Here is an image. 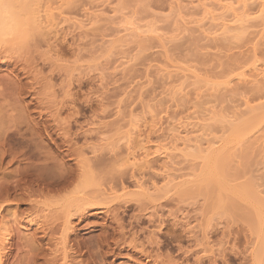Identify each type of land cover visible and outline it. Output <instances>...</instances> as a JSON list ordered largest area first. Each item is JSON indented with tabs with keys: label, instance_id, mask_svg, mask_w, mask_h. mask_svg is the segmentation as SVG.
Returning <instances> with one entry per match:
<instances>
[{
	"label": "rangeland",
	"instance_id": "rangeland-1",
	"mask_svg": "<svg viewBox=\"0 0 264 264\" xmlns=\"http://www.w3.org/2000/svg\"><path fill=\"white\" fill-rule=\"evenodd\" d=\"M11 2L22 7L13 11L18 18L32 10V22L22 25L19 35L15 32L9 34L11 38L0 39L4 58L0 60V101L6 98L8 104L0 112L11 121L5 142L8 156L0 164V232L5 228L12 235L3 263L22 264L27 258L34 260L32 264L43 263L39 259L43 253H28L26 241L32 240L33 233L26 225L27 215L43 221L46 217L48 222L61 210L62 199L83 193L109 194L112 189L111 193L124 195V200L147 193L149 198H142L144 214L149 213L148 217L153 212L156 217L151 223L141 218L140 228L145 231L139 238L145 241L150 232L157 233L159 219L166 221L167 229L156 234L161 251L154 249L152 254L158 253L169 264H196L197 259L201 264H264V239L259 230L245 223L239 213H232L235 210L222 208L227 198L218 187L212 195L222 197L221 208L216 197L208 199L200 193L197 183L203 176L198 168L203 158L191 157L194 149L170 148L173 128L187 117L188 122L204 119L207 126L203 123L202 138L223 148L222 143L234 139L233 127L260 115L258 110L264 106V25L260 19L253 16V22L246 23L242 38H225L221 32L212 34L218 18L227 15L213 0L203 1L204 5L196 0H0L5 6ZM251 61L259 67L256 74L260 77L252 76ZM263 135L264 125L243 146H236L225 177L216 174L213 178L222 179L229 188L247 183L249 190L264 199ZM204 147L203 143L200 156L207 157ZM130 153L141 158L149 154L141 176L131 169L135 162ZM99 157L105 174L115 177L104 174L106 179H99V172L90 174L85 169L82 182V162ZM60 164L72 173L71 183L49 194L43 189L47 182L42 181L57 182L62 174ZM230 170L236 175L227 177ZM29 194L35 196L31 200L39 201L37 205H30ZM130 201L124 203L132 206L124 216L125 224L137 213ZM237 201L241 211L247 209L245 202ZM124 204L119 201L109 206L122 210ZM94 215L88 222L100 224L104 214ZM81 226L83 240L91 239V234L94 240L99 234L94 230L100 226ZM50 243L43 244L46 249L42 245L45 253L55 249ZM126 248L115 254L109 251L98 264H137L134 260L139 255ZM140 261L148 263L142 257Z\"/></svg>",
	"mask_w": 264,
	"mask_h": 264
},
{
	"label": "bare ground",
	"instance_id": "bare-ground-1",
	"mask_svg": "<svg viewBox=\"0 0 264 264\" xmlns=\"http://www.w3.org/2000/svg\"><path fill=\"white\" fill-rule=\"evenodd\" d=\"M9 1H11V0H9ZM12 1H18V0H12ZM19 1H35V0H19ZM196 1L199 4L204 5V4H206L205 2L207 0H196ZM203 1H205V2L203 3ZM208 1H210V0H208ZM213 1L217 2V6L219 5L221 7V10L224 9L222 11H224V12L226 11L227 15H221L218 18V22H216V24H214V30H213L212 34H215L216 32H218V33L221 32L223 37L225 35V38H227L229 36L231 38H238L244 33L245 30H247V24L246 23H248V21L250 23V20L253 22V20H254L253 16H254V18L260 19V22H262V24L264 25V0H213ZM223 1H225L226 3L223 4L224 3ZM252 4H254V5H252ZM251 5L253 7H250ZM11 6L13 7V9L11 8ZM220 7L218 8L219 10H220ZM20 9H22V7L21 6H17L16 3H12L11 2V3L7 4L6 6L4 5V3H2V4L0 3V39L5 37V36H6V39H8L7 35L9 36V34H12L14 36L15 32H16V34H18L21 31V26L22 25H23V27L24 26H29L28 24L30 23V21L32 22V20L29 19V16H32V14H31L32 10L28 11L25 14V16H26V17H24L25 19L20 17L21 18V20H20V18H18V16L16 14H14L15 11H18ZM11 10H12V12H11ZM9 11H10V13H9ZM209 11L211 12V10H209ZM25 23H26V25H25ZM38 26H40V25H38ZM249 26L250 25H248V27ZM30 28H32V27H30ZM77 28H79V27L77 26ZM21 33H22V31H21ZM243 35L241 36V38L243 37ZM13 36H11V37H13ZM171 37H173V36H171ZM123 40H124V38H123ZM139 41H141V40H139ZM1 59H4V58H1V56H0V60ZM248 64H250L251 71L253 72V73L251 72L253 74V75L252 74L251 75L253 77L259 76V74H256L257 69H259V67L256 69L255 61H253V62L251 61V63H248ZM119 65L121 66V64H119ZM244 69H245V67H244ZM259 72H257V73H259ZM240 75L242 76L243 74H240ZM241 76H240V78H241ZM243 76H246V75H243ZM248 76L249 75H247V77ZM182 77H183V75H182ZM263 77H264V75H263ZM242 79H244L245 81L249 82L248 78L245 79L244 77H242ZM181 89H183V88H180V90ZM182 91H181V93H182ZM6 106H8L7 99L6 98H2L1 101H0V109L6 110L4 108ZM259 111H260V115H258ZM1 112H2V110H1ZM258 112L252 114V115H256L258 113L257 114L258 117L252 116V118H250V119L248 118L249 120H246L245 122H242L241 124L238 123L239 125L233 127L232 131L234 132L233 133V138L234 139H231L232 138L231 137L229 140L225 141V143H222L223 144V148H219L218 146L215 147L214 146L215 144L213 142L202 138L204 136L203 132H201V131L204 130L203 129V126L205 124L204 123L205 122L204 119L203 120L202 119L199 120L198 118H196L199 121L193 119L195 122H191V121L188 122V120H187L188 117H187V119L185 121L182 120L183 122H181V120H180L181 123H179L176 127L173 128L172 135H171L172 136V140H171V147L170 148L177 149V148H179L178 146H180L181 149H183V150H185V149H194L196 152L195 153L193 152L194 155L190 154V155H192L191 157H195L194 159H197V157H198L200 160H202V158H203V160H204L203 161L204 164H203L202 161H201L202 164L200 163L202 165L201 166L202 168L200 167L201 169L198 168V167H195V165H197L198 163L193 166V167H195V171L199 169L198 172L200 174H202V176H203V178L198 180V183H197L198 184V188L200 190V193L204 194V196H206L208 199H210L212 197H214V198L216 197L217 200L216 199L215 200H216V202L218 201L217 202L218 203L217 207L218 206L220 207V206H222V197H220L219 195H212L213 194V188L215 186L218 187L219 190H221V192H223L222 194L223 195L225 194L226 198H227V199L225 198L227 200V202L226 201H225L226 203L224 202L225 203L224 204L225 207L222 206V208L228 209V211L229 210H231V211L232 210H235V211L238 210L239 211V209H240L239 212L232 211V213H234V214L236 213V215H238V216L240 214V217L246 221V222L245 221L244 222L251 224L252 227L256 230V232L259 230L260 238L264 239V229L262 227L264 225V199H263V197H261L260 193L256 192V191L249 190L250 189L249 188V184H247V183H246V185H244L242 183L243 185L241 184L240 186L238 184L239 187L235 186V187L229 188L226 184L223 183L224 181L222 179H220V178L219 179H214L213 178V176L216 175V174H217V176H221V175L224 176L226 169L228 170V168H227L228 165H231V164H228L227 162L229 161V163H230L231 159H233V157L235 156V152H236V149H237L236 146H238L239 144H242L245 140H247L249 138V136L251 134L256 133L259 130H261V127L264 125V124L262 125V123L264 122V106H261L259 108ZM5 114L6 113H3V115L0 116V164L8 156V154L5 151V144H6L5 142L7 141L6 139L8 138L7 137L8 136V132H9V126L8 125H9V123L11 121H9V119L6 118ZM18 122L21 123V121H19V120H18ZM206 126L207 125L205 124L204 127H206ZM230 135H232V134H230ZM261 140H262L261 143L264 144V137ZM221 142H224V141H221ZM203 143H204V146H205L204 147L205 148L204 151H206L205 154L207 153L206 154L207 157L205 155H203L204 157L202 155L200 156L201 153L204 154L203 152H201V150H202L201 147L203 146ZM169 146H170V144H169ZM242 146H243V144H242ZM217 148L219 150H217ZM141 149H144V148H141ZM167 149L164 148L165 151ZM158 150H159V148H158ZM222 150H224V151H222ZM165 151H164V153H165ZM169 151H171V149ZM198 152H200V153H198ZM248 153H250V152H248ZM130 154H132V153H130ZM132 156H133V160H134V161L133 160L132 161L135 162V163H132L130 165L131 169L133 171L138 170L139 171L138 174H140V176H141L142 173H143L142 170H144V173H145V169L148 167L149 160L147 159V157L149 156V154H146L143 158L137 156V154H136V156L134 154H132L131 157ZM137 157H139L141 159H139V158L137 159ZM200 157H202V158H200ZM138 160L140 161L139 164L136 163ZM125 162H124V164H127L128 159H126ZM102 166H103V160H100V157H99V159L97 161H94V162L83 161L81 166H80V168H79L80 169L79 177L83 178L82 182L85 181V178L83 176L84 173L86 172L85 169L88 172H90V174L94 170L99 172V176H100L99 179L105 178V176H104V174H105L104 171L105 170L102 168ZM165 167H166V165H165ZM58 168L61 170L62 174H65V175H62L60 173L61 174L60 177L57 176V179H56L57 182H53L55 184H53L51 182V180L48 183V180L44 181L43 179H41V181L43 180L42 181L43 183L47 182L46 184H48V186H44L43 189H47L48 192L52 191L54 188H56L55 191H57V193L59 191L61 192V191L65 190V188H67V186L70 185V183H71V179H72V176H73L72 173L69 172L68 170H64L63 164L58 165ZM196 168H198V169H196ZM231 170H230V173L228 171V174H230V175H227V177H231V174L236 175L235 171L234 172L232 171V173H231ZM95 171H94V173H95ZM136 173H137V171H136ZM136 173H135V175H136ZM112 174H110L108 172L105 175H108L111 178L115 177V174L113 176H112ZM133 174H134V172H133ZM133 174L130 175V176H133ZM46 175H48V174H46ZM121 175L122 174H118V175L116 174V176H119V177H121ZM90 177H91V175H90ZM77 179H79V178L77 177ZM224 179H226V178H224ZM81 185H80V187H81ZM137 187L141 188L142 184H137ZM111 190L112 189H110L109 194H103V193H105V191L104 192L102 191V193L97 194L95 192L96 195L95 194L94 195H90L89 194L91 192L90 191L88 193L89 195H86V194L83 195L84 194L83 193L82 196L76 197L74 199H62L61 198L62 201L59 203L60 206H61V210L58 212L56 217H52L51 218L52 220H49L48 222L46 221V219H47L46 217H45V221H43V220H39L37 217H35V218L31 217V214L29 216L27 215L26 216V222H27L26 225L30 227V230L32 229V233H33V234L31 233L33 237L32 236L30 237V239L32 238V240H29V238H28L27 241H26L27 242L26 244L28 245V246L26 245V247L29 248L28 249V253L38 252L37 255L38 254L41 255L43 253L44 255L39 258V259H42V261H43L42 264H98L99 260L101 261V260H105L106 259V256L109 255L108 254L109 251H111L112 254L115 251H118L117 253H120L121 250L125 249L126 247H130L139 255L137 260H134L137 264H148V263H152V264H169L170 262L169 261H164L163 260L164 257L162 258L161 255H159L158 253H155V255L152 254L154 252V249H155L156 252L161 251V248H162V246L160 245L161 241L159 242L157 240L156 234H160V235L162 234L163 228H166V226H164L165 225L164 223H166V221L163 222L162 218L159 219V221H158V224H159L158 227L159 228L158 229L156 228L158 230L157 233L150 232L148 234V236L146 237L147 239L144 237L146 239L145 241H142L139 238L140 237V233L144 234V231H145L144 228H140L141 223L143 221L142 219H144L142 217L146 218L147 215L149 214V213L144 214L146 212L143 209V206H144L143 204L144 203L142 202L144 197L149 198L147 193H144V192L139 193L138 192V194L136 193V194H133L132 196L131 195L128 196V197H130V199L126 198L124 200V195L123 196H117L116 194L111 193ZM95 191H97V190H95ZM50 193L51 192H49V194ZM110 193H111V195H110ZM222 194H220V195H222ZM41 195H43V193H41ZM33 196L34 195H30V194L27 196L28 202L30 203L31 206L37 205L39 203V201H37V200H31V199H33L32 198ZM36 197H38V196L36 195ZM223 198H224V196H223ZM235 199H238V201H237L238 203H240L239 202L240 200L245 202L247 204V209L246 208L245 209L242 208V211H241V208H239L240 206L235 204ZM130 200H133V201H130ZM155 200H157V199H155ZM119 201L120 202L122 201L123 204L124 203L127 204V202L129 203V201L133 202V203H135L134 205L137 208V210L134 208L137 213L136 214H132V216L129 217V218L132 219V221H129L126 224H125L126 221L124 220V216H126L127 212L130 211L132 206L131 205L130 206H126L124 204L125 207H123L122 210L119 208V206L118 207H114V208L109 206V205H113L116 202L118 203ZM151 201H153V200L151 199ZM223 201H224V199H223ZM120 206H121V203H120ZM91 209L92 210L95 209L96 210L95 213L89 214V210H91ZM119 209L121 211H118ZM145 209H146V207H145ZM94 214H96V215L97 214H100V215L104 214V218H102V222L104 220V223L101 222L99 224V223L96 222L97 224H95V223H92L91 221L88 222L90 217L95 216ZM155 215L156 214H153V212H152L151 215L148 216L149 219L147 217L146 218L147 220H145V221H149L150 222V220L153 219V217ZM161 215H158V217H161ZM29 217H31V218H29ZM127 217H128V215H127ZM163 218H165V217H163ZM154 219H156V218H154ZM75 220L77 222H74ZM81 224L83 225V226H81L82 228L84 227V225H86L88 227L90 226L89 229H91V227H95L96 228V227L100 226L99 229L96 228L94 230V231H98L99 230V232H98L99 234H96V235L94 234L96 236L95 237L96 239L94 238V240H92L94 236L91 234L89 236H92V238L91 239H90V237H87V238H89L92 242H89L90 241L89 239H88V242L85 241L87 239L85 237H84L85 239L83 240L82 239L83 237H81V235L79 233V231L81 229L80 228ZM135 227H136V229L139 227V230L137 229V231H135ZM92 229H94V228H92ZM169 230H168V232H169ZM164 231L166 232V230H164ZM168 232L166 234H168ZM37 233L38 234L41 233V236L39 238H35L34 237ZM10 234L11 233L8 232L5 228L0 232V264H4L2 258H4V256H6V254H4L5 251L6 250H10V249H8V247H9L8 244L10 243V240L12 239V235H10ZM56 234H58V237L55 236ZM25 237H26V235H25ZM27 237H28V234H27ZM50 241L51 242L53 241V242L50 243ZM48 243L54 244L55 249L50 250V251L48 250L49 253H45L47 250L45 251L44 248H45V246H47L46 244H48ZM43 244H45V246ZM42 245H43L44 248L42 247ZM57 245L58 246L60 245L59 249L57 248ZM9 248H11V247H9ZM130 248H128V250ZM177 248H179V250H180V247H177ZM8 252L6 251V253H8ZM56 253H59V256L55 255ZM141 257L147 259L148 263H144V262L142 263L141 262L142 260L140 261ZM25 258H27V257H25ZM257 258L255 257V259H257ZM27 259L25 260L26 262L23 261V260L21 262H24L25 264H32L31 262L32 261L34 262V260L32 258H27ZM258 260H260V258ZM174 261H176V260H174ZM101 262H103V261H101ZM201 262H202L201 259H197L196 264H201ZM24 263H22V264H24ZM173 263H175V262H173ZM212 263H214V261H212Z\"/></svg>",
	"mask_w": 264,
	"mask_h": 264
}]
</instances>
